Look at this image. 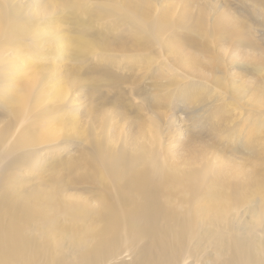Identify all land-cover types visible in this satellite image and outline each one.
<instances>
[{
    "label": "bare ground",
    "instance_id": "1",
    "mask_svg": "<svg viewBox=\"0 0 264 264\" xmlns=\"http://www.w3.org/2000/svg\"><path fill=\"white\" fill-rule=\"evenodd\" d=\"M0 264H264V0H0Z\"/></svg>",
    "mask_w": 264,
    "mask_h": 264
},
{
    "label": "rangeland",
    "instance_id": "2",
    "mask_svg": "<svg viewBox=\"0 0 264 264\" xmlns=\"http://www.w3.org/2000/svg\"><path fill=\"white\" fill-rule=\"evenodd\" d=\"M238 67V68H237ZM231 68V72L235 73V74H248V70L250 69V67L248 65H244L243 63H236L234 65H232ZM235 71V72H234ZM126 73V72H125ZM82 96H87V94L85 92L82 91ZM246 96H242L240 97L238 100L241 103H247L248 102V98L245 99ZM81 100L80 103L84 102V98H79ZM242 100V101H241ZM247 100V101H246ZM181 122H184V118L181 120ZM185 128V127H184ZM182 139V138H181ZM224 142V141H223ZM74 145V144H73ZM67 146L66 148H64L63 150H61V152L58 155H53L51 158L48 159V161L40 166H37L36 168H34L33 170L29 171L25 176L24 179L25 180H30V182H36L39 177H40V172L41 169L40 168H48L49 166H51L52 164L58 163L60 161H62L63 158L71 156V155H75L77 153H79L82 148L81 147H76L75 145L73 146Z\"/></svg>",
    "mask_w": 264,
    "mask_h": 264
}]
</instances>
